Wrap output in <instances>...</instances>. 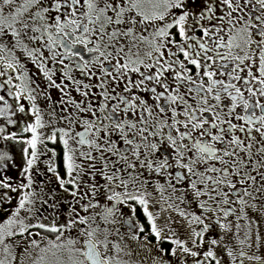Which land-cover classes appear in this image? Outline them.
<instances>
[{"label": "snow or ice", "instance_id": "1", "mask_svg": "<svg viewBox=\"0 0 264 264\" xmlns=\"http://www.w3.org/2000/svg\"><path fill=\"white\" fill-rule=\"evenodd\" d=\"M0 264H264V0H0Z\"/></svg>", "mask_w": 264, "mask_h": 264}]
</instances>
